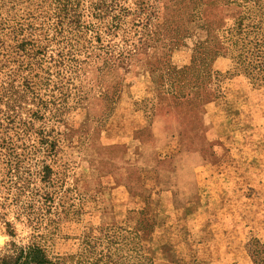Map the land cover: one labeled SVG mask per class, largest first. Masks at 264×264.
<instances>
[{
  "label": "rangeland",
  "instance_id": "rangeland-1",
  "mask_svg": "<svg viewBox=\"0 0 264 264\" xmlns=\"http://www.w3.org/2000/svg\"><path fill=\"white\" fill-rule=\"evenodd\" d=\"M241 14L264 0H0V233L54 264H264V86L216 45Z\"/></svg>",
  "mask_w": 264,
  "mask_h": 264
},
{
  "label": "trees",
  "instance_id": "trees-1",
  "mask_svg": "<svg viewBox=\"0 0 264 264\" xmlns=\"http://www.w3.org/2000/svg\"><path fill=\"white\" fill-rule=\"evenodd\" d=\"M246 18L247 15L241 14L228 28L225 38L228 45L224 42L222 46L216 45L223 48V53L228 50L235 73L244 74L254 85L264 86V20L254 22ZM8 231L14 235L12 229ZM8 246L0 253V264H54L34 243L18 245L11 241Z\"/></svg>",
  "mask_w": 264,
  "mask_h": 264
},
{
  "label": "clouds",
  "instance_id": "clouds-1",
  "mask_svg": "<svg viewBox=\"0 0 264 264\" xmlns=\"http://www.w3.org/2000/svg\"><path fill=\"white\" fill-rule=\"evenodd\" d=\"M11 222V221H10ZM19 232V229H17ZM13 237H10L7 235V229L6 227L3 229V233H0V249H3L6 244H9L11 241H13Z\"/></svg>",
  "mask_w": 264,
  "mask_h": 264
}]
</instances>
